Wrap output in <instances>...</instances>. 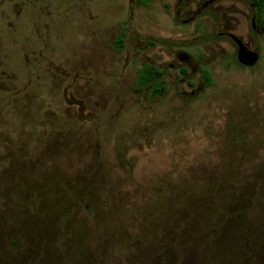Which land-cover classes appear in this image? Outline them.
Wrapping results in <instances>:
<instances>
[{"label": "rangeland", "instance_id": "obj_1", "mask_svg": "<svg viewBox=\"0 0 264 264\" xmlns=\"http://www.w3.org/2000/svg\"><path fill=\"white\" fill-rule=\"evenodd\" d=\"M201 1L0 0V264H230L242 240L264 264V44L237 67L183 23Z\"/></svg>", "mask_w": 264, "mask_h": 264}, {"label": "flooded vegetation", "instance_id": "obj_2", "mask_svg": "<svg viewBox=\"0 0 264 264\" xmlns=\"http://www.w3.org/2000/svg\"><path fill=\"white\" fill-rule=\"evenodd\" d=\"M137 2L139 1L137 0ZM184 12L189 14L191 13V16L183 21L184 24L189 22V20H194V18H196L198 15L201 16L200 18L202 20V25L205 27L204 37H206L208 42H216V44H218V42H225L232 44L234 48L233 61L237 67L246 71H250L259 64L260 60L262 59L261 46L264 44V0H202L200 4H198V6L193 10L191 9L188 12L184 9ZM176 13H178V11ZM123 41L120 48L116 47L117 50H121L124 43ZM236 41H240L248 51L257 54V61L254 65L245 66L239 62L237 55L238 45ZM218 46L222 47L223 45L220 46V44H218ZM176 57L182 62V64H184L178 68L180 73L191 78L192 72H194L196 67L191 66L192 62L190 56L180 51L176 54ZM146 65L152 66L156 70L158 76L156 79L150 80L144 86H139L136 84V88L140 91L145 90L147 98L156 99L163 96L167 91V82L165 78L166 74L160 65L147 63L143 64L137 70V77L139 70ZM204 71L207 72L210 78V82L208 84H206ZM200 75L201 82L197 84L192 83L189 79H186V81L181 83L187 87V89H189L188 91L185 90L182 92L185 96L188 95L189 98H198L199 95L210 86L212 79L208 69L201 68ZM256 139L257 140L254 141L255 144L252 145V151L255 150V152L264 148V137L259 136ZM262 163H264V161H262ZM44 216L45 215H43V217ZM11 232L13 233L12 230ZM12 233H10L8 236V242L13 246V241L10 240Z\"/></svg>", "mask_w": 264, "mask_h": 264}, {"label": "trees", "instance_id": "obj_3", "mask_svg": "<svg viewBox=\"0 0 264 264\" xmlns=\"http://www.w3.org/2000/svg\"><path fill=\"white\" fill-rule=\"evenodd\" d=\"M141 4H148L151 0H138ZM123 38H124V33L121 32L118 36H117V42H118V48L121 47V44H122V41H123ZM158 76V74L156 73V70L150 66V65H146L144 66L142 69L139 70V73H138V77H137V80H136V84L139 85V86H144L146 85L150 80H154L156 79V77ZM204 76L206 78V84H208L210 82V78L207 74L206 71H204ZM230 219L227 220V222L224 223L223 225V228L224 229H228V228H236V226H233V224L231 225L230 222H229ZM231 225V226H230ZM239 230V229H238ZM229 231V230H228ZM231 232H229L230 235L234 236L232 243H227L228 245V248L230 250V252H233L231 255L234 254L235 252V245L237 242V233H234L235 230L233 229H230ZM252 248H251V245H250V240L249 241H246V240H242L240 242V248H239V257L238 258H234V259H231L229 257L231 256H224V258H228L229 260H225V262H229L230 264H234L233 262H230V261H235L236 263L235 264H254V260L252 259ZM223 257V256H222Z\"/></svg>", "mask_w": 264, "mask_h": 264}, {"label": "water", "instance_id": "obj_4", "mask_svg": "<svg viewBox=\"0 0 264 264\" xmlns=\"http://www.w3.org/2000/svg\"><path fill=\"white\" fill-rule=\"evenodd\" d=\"M238 45V60L241 64L245 66H252L257 61V54L254 52L248 51L240 41H236Z\"/></svg>", "mask_w": 264, "mask_h": 264}]
</instances>
